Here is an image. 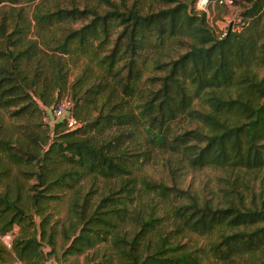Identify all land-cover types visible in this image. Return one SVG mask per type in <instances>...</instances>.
Instances as JSON below:
<instances>
[{
    "label": "trees",
    "instance_id": "obj_1",
    "mask_svg": "<svg viewBox=\"0 0 264 264\" xmlns=\"http://www.w3.org/2000/svg\"><path fill=\"white\" fill-rule=\"evenodd\" d=\"M43 1L31 17L13 6L0 11V108L30 119L14 139L0 119V234L11 233L0 260L46 264L104 243L85 264H264V0H242L239 28L222 36L194 0L145 11L139 0H100L103 10ZM71 65L79 68L68 82ZM64 92L76 124L43 121ZM177 119L190 127L173 126ZM148 144L189 167L258 177V190L243 184L248 204L233 186L234 202L142 177L140 190L133 172ZM61 200L63 222L50 203ZM189 234L205 242L181 241Z\"/></svg>",
    "mask_w": 264,
    "mask_h": 264
},
{
    "label": "rangeland",
    "instance_id": "obj_2",
    "mask_svg": "<svg viewBox=\"0 0 264 264\" xmlns=\"http://www.w3.org/2000/svg\"><path fill=\"white\" fill-rule=\"evenodd\" d=\"M41 0H35V1H19L17 3H9L8 1H2L0 3V11L7 14L9 11V7L13 6L15 9L20 8L22 12L28 17H31L30 11L34 3L40 4ZM69 1L75 2V4L81 5L83 1H86L88 5H92L94 7H97L98 10H103L107 8L106 4L100 0H45L43 1L46 5V7L51 8L53 4L58 5H67ZM113 1L117 6H119L120 0H110ZM131 0H125L126 3H129ZM140 7L142 8V11L150 10V9H156L160 6H163V0H139ZM245 3L242 0H233L229 4H210L207 7V10L205 11V19L208 24V26L211 28L213 33L218 36H222L224 31L229 27H237L239 28L240 22L242 20L241 16L239 15V11L241 10V4ZM193 5V4H192ZM196 10L195 8H193ZM264 12V9H263ZM33 22V21H31ZM80 21L73 22L71 25H78ZM69 23H67L68 25ZM31 29V35L33 27ZM175 45V44H174ZM173 48L179 49L177 46H174ZM175 51V50H174ZM179 51V50H177ZM168 53V55H167ZM169 54H173L172 49L171 50H162L161 52H158L156 55L159 59H167ZM77 65H71L69 68V74H68V82H70L74 74L78 71ZM148 68V66H147ZM144 71V74L154 73L152 69ZM69 94V91H65ZM64 92V93H65ZM194 104L197 106L199 104V101H194ZM10 109L12 107L0 108V119L2 122H4L7 131L11 134V139H14L18 135H16L14 130L21 126L26 125L29 117L24 115L22 119L15 118L13 115L9 114ZM34 122H36V118H33ZM52 122V121H50ZM78 124V121H77ZM178 127H190L189 122H186L185 120L177 119L173 126ZM67 127V125H65ZM115 128H111L106 132H114ZM16 135V136H15ZM139 136H142L139 133ZM150 147V150L148 153V159H146L144 162L139 164L138 168L134 170V184L135 187H138L141 190V184L138 181V178L142 177L145 179L155 180V181H161L167 185H176L181 188H185L189 190L191 193H194L197 195L200 199L201 198H207L212 201H215L217 199L220 202H226L228 201H235L236 200V194L233 191H228V189L233 186V188L237 189L238 191H243V184H250L251 183V189L252 190H258V183L259 179L258 177H253L251 179V176L247 177L245 176L244 179L237 180L234 178V175L226 170H222L220 168L215 167H189L186 163H184L182 160L177 159L174 155L169 153V150L163 149V148H154L153 145L148 144ZM129 151L132 148V145L126 146ZM12 174V171H11ZM248 178V179H247ZM33 179L30 178L25 181V183L32 182ZM96 183H98L99 186L101 185H109L110 188H116L119 185V180L112 179V180H102L98 179L95 180ZM80 183L83 185V190H86L87 188V180L82 179ZM25 184V185H26ZM264 189V188H263ZM23 197H25V193H22ZM262 195H264V190H262ZM140 197L138 196L135 199V202ZM147 201V200H146ZM250 201L249 199V192H246V189L242 193V202L248 204ZM25 202V201H23ZM51 207L53 213V218L58 219L59 222H63L65 218V209H66V203L65 200L61 201H52ZM156 212V210H155ZM158 213L160 211L157 210ZM17 225H13V233L16 231ZM181 241L188 242L190 245L194 246L193 244L199 245L205 242V239L197 236L195 234H189L184 235L181 238ZM1 242V241H0ZM61 243V238L57 237V246L56 249L59 251V245ZM105 247L104 243H99L95 245L91 249H87L81 253L78 254H68L62 259H56L50 256L46 260V264H85L86 261L92 257L90 256L92 251L102 250ZM7 248V247H5ZM46 248V247H44ZM8 249V248H7ZM97 257V256H96ZM97 258H94L90 261H96ZM0 264H20L15 258H9L7 257L5 260H0ZM202 264H217L213 263V260L211 258H205L202 260Z\"/></svg>",
    "mask_w": 264,
    "mask_h": 264
},
{
    "label": "built area",
    "instance_id": "obj_3",
    "mask_svg": "<svg viewBox=\"0 0 264 264\" xmlns=\"http://www.w3.org/2000/svg\"><path fill=\"white\" fill-rule=\"evenodd\" d=\"M232 0H194L193 8L197 11L207 10L210 4H229ZM71 101L68 94H63L60 96L58 101L53 105L45 109V113L42 116V120L45 122L56 121L58 119H64L67 126L75 125L76 118L70 114ZM11 233L5 232L0 234L1 243L9 248L10 247Z\"/></svg>",
    "mask_w": 264,
    "mask_h": 264
}]
</instances>
